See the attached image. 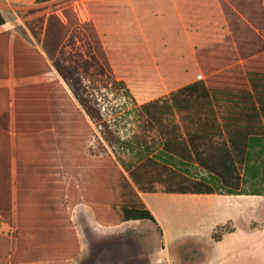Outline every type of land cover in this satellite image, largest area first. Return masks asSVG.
Masks as SVG:
<instances>
[{
    "label": "trees",
    "instance_id": "16d2710c",
    "mask_svg": "<svg viewBox=\"0 0 264 264\" xmlns=\"http://www.w3.org/2000/svg\"><path fill=\"white\" fill-rule=\"evenodd\" d=\"M225 1L224 52H200L203 78L137 110L139 128L158 133L159 153L149 136L120 140L105 118L101 90L125 85L116 82L91 23L79 25L64 8L62 16L53 12L26 24L38 46L0 33V82L57 74L40 84L0 87V221L13 229L14 242L12 250L10 238L0 236V264H72L81 252L72 221L79 205L102 228L138 221L158 227L113 158L89 154L93 126L116 159L115 145L143 154L137 166L124 167L144 193L153 191H145L151 187L142 184L138 167L178 161L196 163L211 178L165 193L264 197V0ZM5 24L0 13V28ZM96 258L91 254L86 264Z\"/></svg>",
    "mask_w": 264,
    "mask_h": 264
},
{
    "label": "rangeland",
    "instance_id": "374dc122",
    "mask_svg": "<svg viewBox=\"0 0 264 264\" xmlns=\"http://www.w3.org/2000/svg\"><path fill=\"white\" fill-rule=\"evenodd\" d=\"M224 2L54 0L41 7L44 8L42 12H19L20 22H15L17 18L12 16H7V19L14 21V25H9L13 28L12 33L20 35L32 46H38V43L26 24L39 16L53 12L62 16L64 8H71L79 25L91 23L116 82L125 85V88L109 85V88L101 90L99 99L105 118L120 140H127L134 134L146 135L151 137L154 152L159 153L158 133H145L139 128L137 110L144 103L167 98L172 91L198 81L199 75L203 78L197 64L200 52H224L225 38L230 33L223 14ZM175 22L190 30L185 39L182 34L174 36L168 32ZM198 23H201V28ZM56 78L57 74L53 72L26 80L10 79L0 82V87L12 89ZM93 127L96 138L87 144L89 154L97 159L113 158L131 188L134 186L137 194L144 193L124 167L137 166L143 154L138 151L125 152L115 145L119 155V159H116L112 149L100 138L98 129ZM135 147L138 150L139 146ZM135 172L140 174L144 186L151 187L145 188V191L153 192L179 190V184L188 180L211 178L196 163L181 164L178 161L160 162L156 168L141 165ZM241 175L244 173L241 172ZM167 184L177 188H166ZM245 189L250 191V184ZM215 190L219 192V188ZM152 196L148 204L153 208L158 227L144 221L119 229L102 228L90 215L85 224L87 233L80 228L83 252L74 264H86L91 254L97 256L91 264H264V197L195 199L192 196ZM232 229L235 230L233 234H226ZM10 232L12 236L13 232ZM216 236L225 239L216 242ZM86 249L89 256L82 260L87 255Z\"/></svg>",
    "mask_w": 264,
    "mask_h": 264
},
{
    "label": "crops",
    "instance_id": "0c3cea01",
    "mask_svg": "<svg viewBox=\"0 0 264 264\" xmlns=\"http://www.w3.org/2000/svg\"><path fill=\"white\" fill-rule=\"evenodd\" d=\"M51 1L54 0H50L47 3H43V4H37V0H0V13L3 15L6 24L0 28V33L2 32H6V31H11L13 32V28L9 27L10 24L14 25V21H9L7 19V16H12L13 18H17V20L15 22H20V19L18 17V13L19 12H23L25 10H30L32 8L38 7H44L47 4H49ZM198 26H200L201 28V23H198ZM203 27V26H202ZM190 30L184 29L182 24H180L179 22H175L174 25H172V28L170 29V31H168L169 33L172 32V34L175 36V34H182V36L185 39V35L188 34ZM14 33V32H13ZM141 106V105H140ZM139 106V107H140ZM94 157V156H92ZM92 188V186H91ZM133 188H135L133 186ZM156 195H161L159 197H163V198H167L169 197V195H175L178 197H185V196H192L195 199L201 198V199H214V198H219V197H235V196H229V195H218V194H213V195H194V194H173V193H165V192H151V193H140L138 192V196L141 199V201L143 202V204L145 205L146 209L149 210L150 212L152 211V206L148 204V199L152 198L153 196ZM163 195V196H162ZM236 197H250V196H236ZM190 209V206L189 208ZM151 214L155 217V214L153 213V211L151 212ZM92 215L93 217V213L92 210L87 207V206H83V205H79L77 207H75V209L73 210V214H72V221L76 227V231L80 240V244H81V252L79 257L81 256L82 252H83V245H82V237L80 234V228L82 229V232H86L88 231V228L85 227V224L87 223V220H89V216ZM94 219V217H93ZM157 221V219H156ZM140 222H144V221H138V222H129V223H125L115 229H119L121 227H124L125 225L128 224H132V223H140ZM158 223V221H157ZM228 223H231V221H229ZM146 230H149L148 227H144ZM9 231H11L10 233L13 232V229L7 227L3 222L0 221V236H4V237H9L10 241H11V249L13 250L14 248V242L12 239L11 234H9ZM235 232L234 229L230 230L229 232H227L226 234H233ZM247 233H249V231H247ZM225 239V237L223 238V236H221V238L219 240H215L216 242H223ZM87 250V249H86ZM105 253H103L104 255ZM89 256V252L87 250V255L84 256L82 258V260L87 259ZM79 257L72 263L74 264ZM5 264H10V259L5 263Z\"/></svg>",
    "mask_w": 264,
    "mask_h": 264
}]
</instances>
